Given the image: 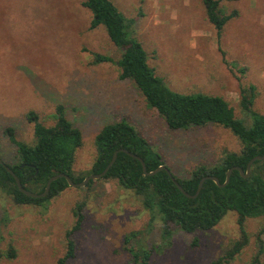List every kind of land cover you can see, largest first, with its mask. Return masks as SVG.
Instances as JSON below:
<instances>
[{"label": "rangeland", "instance_id": "obj_1", "mask_svg": "<svg viewBox=\"0 0 264 264\" xmlns=\"http://www.w3.org/2000/svg\"><path fill=\"white\" fill-rule=\"evenodd\" d=\"M82 1L0 0L2 159L15 161L17 151L6 128L33 143L35 123L27 113L34 110L41 122L52 125L58 104L83 132L74 164L78 172L88 170L97 156V132L123 118L180 176L198 163L214 162L225 149H240L238 137L221 124L171 129L135 82L120 77L118 64L97 62L96 53L118 60L121 51L104 25L90 28L93 14ZM112 1L126 17L136 18L134 30L150 65L173 90L220 95L246 118L241 90L253 84L254 109L264 113V0H221L220 7L236 16L226 23L220 44L203 0ZM78 203L84 204V219L73 234L75 255L68 264H129L132 255L124 239L134 230L141 231L148 247L157 245L149 264H212L240 237L237 213L229 211L210 230L191 233L177 227L167 240L163 222H151L139 195L116 181L97 179L90 187L70 185L43 207L19 204L0 190V249L12 245L17 251L0 264H57L66 253V232L76 223ZM263 224L264 216L247 219L249 243L226 264H250ZM261 260L264 264V255Z\"/></svg>", "mask_w": 264, "mask_h": 264}, {"label": "trees", "instance_id": "obj_2", "mask_svg": "<svg viewBox=\"0 0 264 264\" xmlns=\"http://www.w3.org/2000/svg\"><path fill=\"white\" fill-rule=\"evenodd\" d=\"M209 20L217 30L220 44L226 23L236 16V12L226 13L221 7V0H203ZM83 5L93 14L90 28L104 25L110 39L120 49L118 60L96 53L97 62L114 61L120 67V77L135 82L145 96L148 105L164 118L171 129L187 128L192 125L221 124L229 128L239 139L240 149H225L217 160L194 165L187 175L180 176L172 172L190 194H195L202 177L217 176L225 182L230 167L240 166L245 171L247 163L256 155L264 153V113L254 109L256 87L251 84L241 90V105L246 118L236 115L234 108L222 96L205 92L183 93L173 90L165 79L156 74L149 63V55L141 40L137 37L135 17H126L112 0H83ZM237 66L236 63H230ZM245 71V67L241 68ZM29 121L34 122L35 141L20 140L13 127L6 128L10 140L16 145L15 161L7 163L18 175L23 186L41 193L45 190L48 179L60 172L68 173L75 182L82 181L91 173H100L111 161L114 152L120 148L142 157L149 171L162 164L169 167L163 154L127 119L123 118L106 123L97 132L95 144L97 156L92 166L85 172L74 168L77 150L84 144L82 130L70 120L64 104H58L54 113L55 122L46 125L39 120V115L31 110L27 113ZM170 169V167H169ZM116 181L120 186L133 190L142 199V203L151 213V222L159 219L163 222V237L167 240L174 228L196 233L215 227L229 211L237 213L240 237L232 240L224 248V253L212 261V264H226L232 261L249 243L250 234L246 221L250 217L264 216V159L253 163L251 174L244 177L237 169L233 170L230 182L220 186L215 180H205L196 197L183 193L172 179L171 174L163 169L154 175H146L141 161L125 151H120L114 164L101 178ZM96 180H90V187ZM69 182L65 177L54 180L49 193L44 197H33L21 191L14 176L0 161V190L12 196L17 203L45 205L59 196ZM84 204L78 203L75 209L76 223L66 232L67 250L60 256L57 264H68L75 255L73 234L81 227L84 219ZM140 230L130 231L125 235L124 248L129 250L132 261L129 264H149L157 245L148 247L140 236ZM257 252L250 264H262L264 255V224L257 231ZM198 237L194 239V245ZM17 256L16 248L10 245L0 249V259H13Z\"/></svg>", "mask_w": 264, "mask_h": 264}, {"label": "water", "instance_id": "obj_3", "mask_svg": "<svg viewBox=\"0 0 264 264\" xmlns=\"http://www.w3.org/2000/svg\"><path fill=\"white\" fill-rule=\"evenodd\" d=\"M120 151H125V152L129 153L130 155L138 158L141 161V163H142V167H143V170H144V172H145L146 175H154V174H156L157 172H159L160 170H163V169L167 170L171 174L172 179L174 180V182L176 183V185L179 187V189L183 193H185L187 196H191V197H196L200 193V191H201V189L203 187V184H204L205 180H207L208 178H211V179L215 180L220 186H226L230 182V179H231V175H232L233 170L237 169V170H239L241 172V174L244 177H248L251 174V168H252L253 163L255 161H257V160H263L264 159V153L254 156L247 163L246 171L242 167H240V166L230 167L228 169V171H227L226 180L223 183H221L220 179L217 176H214V175H207V176L202 177L201 180H200V182H199L197 191L193 195L190 194L189 192H187L184 189V187L181 185V183L174 177L173 173L171 172V170L169 169V167L167 165L162 164L159 167H157L156 169L149 171L147 169V166H146V163H145L144 159L142 157H140L139 155H137V154L129 151L126 148L117 149L114 152L111 161L109 162V164L105 167V169L102 172H100V173H91V174L87 175L82 181L75 182L71 178V176L68 173H65V172H60V173H57V174L51 176L48 179V181H47L45 190L43 192H41V193H37V192L31 191L29 189H26L23 186V184H22L20 178L18 177V175L15 173V171L7 163H5L4 160L1 157H0V161H2V163L5 165V167L7 168V170L14 176V178H15V180L17 182V185H18V187L20 188L21 191H23L27 195H30V196H33V197H44V196H46L49 193L52 182L54 180L60 178V177H65L68 180L69 185L78 186V187L85 186L90 180H93V179L94 180L101 179L108 172V170L110 169V167L114 164V162L116 161V159L118 157V153Z\"/></svg>", "mask_w": 264, "mask_h": 264}]
</instances>
